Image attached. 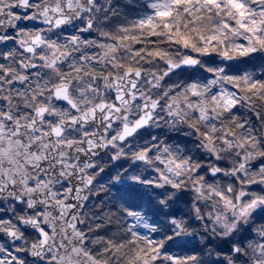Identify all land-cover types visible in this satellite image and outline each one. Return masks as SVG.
Wrapping results in <instances>:
<instances>
[{
  "label": "snow or ice",
  "instance_id": "obj_1",
  "mask_svg": "<svg viewBox=\"0 0 264 264\" xmlns=\"http://www.w3.org/2000/svg\"><path fill=\"white\" fill-rule=\"evenodd\" d=\"M0 264H264V0H0Z\"/></svg>",
  "mask_w": 264,
  "mask_h": 264
}]
</instances>
